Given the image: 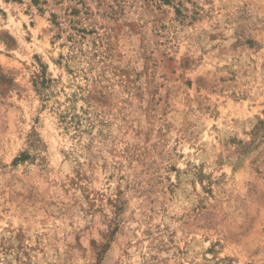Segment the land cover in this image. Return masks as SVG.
I'll return each mask as SVG.
<instances>
[{
    "label": "rangeland",
    "instance_id": "rangeland-1",
    "mask_svg": "<svg viewBox=\"0 0 264 264\" xmlns=\"http://www.w3.org/2000/svg\"><path fill=\"white\" fill-rule=\"evenodd\" d=\"M0 264H264V0H0Z\"/></svg>",
    "mask_w": 264,
    "mask_h": 264
}]
</instances>
